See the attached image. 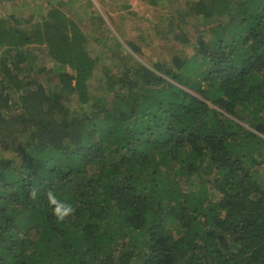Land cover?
<instances>
[{
    "label": "trees",
    "instance_id": "trees-1",
    "mask_svg": "<svg viewBox=\"0 0 264 264\" xmlns=\"http://www.w3.org/2000/svg\"><path fill=\"white\" fill-rule=\"evenodd\" d=\"M27 1L0 16V264H264V0H148L195 31L165 61L92 0Z\"/></svg>",
    "mask_w": 264,
    "mask_h": 264
},
{
    "label": "rangeland",
    "instance_id": "rangeland-1",
    "mask_svg": "<svg viewBox=\"0 0 264 264\" xmlns=\"http://www.w3.org/2000/svg\"><path fill=\"white\" fill-rule=\"evenodd\" d=\"M24 1V0H23ZM27 1V0H26ZM31 2V7L34 8L35 6H39L40 3H42V0H28L27 2ZM90 0H82V3H84V8H87L88 2ZM97 6V11L102 14L103 18L105 19L106 23H109L112 25L114 30L112 29L114 35L106 37L107 44L113 48L120 49L125 48L130 53H132L134 56L135 51L134 49L141 48L143 49V53L148 55L149 58L151 56L153 57V61L155 60H169L171 58V55L174 53H178L180 56L183 55H189L190 53H193V45L192 43L195 42V31L190 26L184 27L187 38H184L182 40H177L174 37H170V39H167V36L162 37L158 36L155 31H153L152 22L142 20L140 17L143 16L147 19H154V15L156 13L162 12V8H158L156 12H154V9H152L150 3L148 0H130V3H133V8H138L140 10L137 15L130 14L129 12L125 14V16H120V13H117V8L120 5H123L125 2L124 0H92ZM107 2L106 5L102 4V2ZM19 3H17V6L12 7L14 10H24L26 12L29 8L21 9L19 6H21L22 1L19 0ZM4 3L8 4L9 6H2V2L0 1V16H3L6 12L12 10L10 6L9 1H4ZM124 6V5H123ZM122 7V6H120ZM133 9V10H134ZM160 12V13H161ZM121 17H124L121 19ZM79 18V17H78ZM118 18V19H117ZM80 20V18L78 19ZM83 25V29L85 32L89 34L96 33L92 27V25L89 23V19H85L81 22ZM98 35L101 34L100 32L97 33ZM102 35V34H101ZM100 35V36H101ZM104 35V34H103ZM149 36V37H148ZM142 37H145L143 39ZM103 48L102 46H100ZM104 53L106 49H102ZM34 51V50H33ZM38 55V54H37ZM41 53H39L38 56H36V62L39 69L47 71L48 69L55 68L53 62L48 60L45 56V60L39 56ZM138 57V56H137ZM169 58V59H168ZM148 61V60H147ZM170 62V61H169ZM93 82V81H92ZM100 86V84L98 85ZM98 87L95 86L94 93L99 94L102 91L97 89ZM17 109V108H16ZM15 109V110H16ZM14 113V111H12ZM264 168V166H263ZM259 175L264 177V170L258 168ZM262 174V175H261Z\"/></svg>",
    "mask_w": 264,
    "mask_h": 264
},
{
    "label": "clouds",
    "instance_id": "clouds-1",
    "mask_svg": "<svg viewBox=\"0 0 264 264\" xmlns=\"http://www.w3.org/2000/svg\"><path fill=\"white\" fill-rule=\"evenodd\" d=\"M49 198L52 201V203L56 205L54 211L60 217H63L65 214L70 213L72 211V208H71L70 205H66L63 202L57 201L56 198H55V196H53L52 194H49Z\"/></svg>",
    "mask_w": 264,
    "mask_h": 264
},
{
    "label": "crops",
    "instance_id": "crops-1",
    "mask_svg": "<svg viewBox=\"0 0 264 264\" xmlns=\"http://www.w3.org/2000/svg\"><path fill=\"white\" fill-rule=\"evenodd\" d=\"M22 1V3H23V0H21ZM41 1V0H40Z\"/></svg>",
    "mask_w": 264,
    "mask_h": 264
}]
</instances>
